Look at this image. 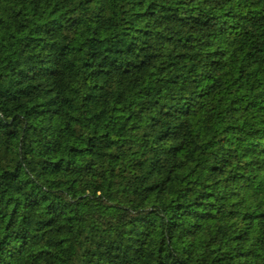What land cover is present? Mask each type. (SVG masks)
<instances>
[{
    "label": "trees",
    "instance_id": "1",
    "mask_svg": "<svg viewBox=\"0 0 264 264\" xmlns=\"http://www.w3.org/2000/svg\"><path fill=\"white\" fill-rule=\"evenodd\" d=\"M0 264H264V0H0Z\"/></svg>",
    "mask_w": 264,
    "mask_h": 264
}]
</instances>
